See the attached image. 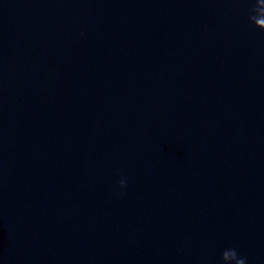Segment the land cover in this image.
Wrapping results in <instances>:
<instances>
[{
    "label": "clouds",
    "instance_id": "clouds-1",
    "mask_svg": "<svg viewBox=\"0 0 264 264\" xmlns=\"http://www.w3.org/2000/svg\"><path fill=\"white\" fill-rule=\"evenodd\" d=\"M258 10H259V0H254V7L251 9L252 15L249 16L250 21L253 18V14H255ZM255 27H256V25H255ZM262 31H264V30H262ZM119 186L121 188L126 187V180L121 179L119 181ZM230 251L232 252L233 256L238 259V264H245V258L238 256V253L234 248H231ZM226 258H227V255H226L225 251H223L221 254L222 261L224 262Z\"/></svg>",
    "mask_w": 264,
    "mask_h": 264
}]
</instances>
